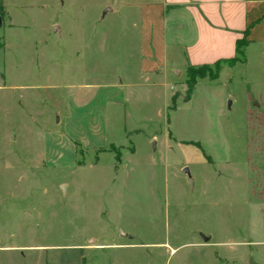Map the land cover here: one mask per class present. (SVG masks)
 Instances as JSON below:
<instances>
[{"label": "rangeland", "instance_id": "rangeland-1", "mask_svg": "<svg viewBox=\"0 0 264 264\" xmlns=\"http://www.w3.org/2000/svg\"><path fill=\"white\" fill-rule=\"evenodd\" d=\"M0 2V264H264L256 48L149 73L152 0Z\"/></svg>", "mask_w": 264, "mask_h": 264}, {"label": "crops", "instance_id": "crops-1", "mask_svg": "<svg viewBox=\"0 0 264 264\" xmlns=\"http://www.w3.org/2000/svg\"><path fill=\"white\" fill-rule=\"evenodd\" d=\"M138 7L146 72L158 74L167 60L181 70L231 59L247 28L244 51L264 56V0H152Z\"/></svg>", "mask_w": 264, "mask_h": 264}, {"label": "trees", "instance_id": "trees-1", "mask_svg": "<svg viewBox=\"0 0 264 264\" xmlns=\"http://www.w3.org/2000/svg\"><path fill=\"white\" fill-rule=\"evenodd\" d=\"M2 14H3V6L0 2V17ZM248 31H249V29L247 28L245 30V32L243 33V37L236 41V56L235 57H233L231 59H224V60L216 61L214 64H212L213 69H211V67L209 65H203V66L197 67L195 70H197L196 72H198V73H195L194 76L196 78H200V79L204 78L205 74L203 73V71H206V72L212 73V76H210V80H215L218 77V74H219L222 67H224V66L233 67L238 62L237 56L243 57V49L247 43L246 36L248 34ZM194 85H195L194 80H191L187 84V94H186L187 98L191 95Z\"/></svg>", "mask_w": 264, "mask_h": 264}, {"label": "water", "instance_id": "water-1", "mask_svg": "<svg viewBox=\"0 0 264 264\" xmlns=\"http://www.w3.org/2000/svg\"><path fill=\"white\" fill-rule=\"evenodd\" d=\"M0 24H1V18H0ZM55 29H57V28H55ZM172 73H173L174 75H176L177 73H179V71H178V70H173ZM183 172H184L186 175H188V170H187V169H184ZM62 188H64V187H62ZM207 241H208L207 239H204V242H207Z\"/></svg>", "mask_w": 264, "mask_h": 264}]
</instances>
